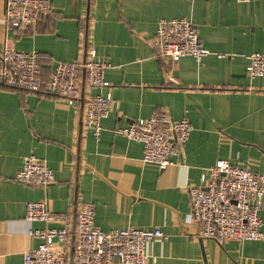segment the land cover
<instances>
[{"label":"crops","instance_id":"0c3cea01","mask_svg":"<svg viewBox=\"0 0 264 264\" xmlns=\"http://www.w3.org/2000/svg\"><path fill=\"white\" fill-rule=\"evenodd\" d=\"M51 7L36 35L19 36L6 29L0 0V53L36 52L47 80L56 62H78L94 48L111 65L104 77L113 102L95 138L81 102L0 86V264H24L38 245L29 229L59 226L24 219L25 204L38 201L67 214L72 230L82 202L94 205L101 231L160 229L168 239L146 244L155 258L148 264H264V240L201 239L188 192L219 160L264 176V78L245 71L247 56L264 52V0H51ZM175 19L194 25L207 56L172 62L154 53L158 22ZM159 112L192 126L165 169L143 163L142 145L116 133ZM30 155L52 171L51 184L15 180ZM259 217L264 232V204Z\"/></svg>","mask_w":264,"mask_h":264},{"label":"built area","instance_id":"2783aa9c","mask_svg":"<svg viewBox=\"0 0 264 264\" xmlns=\"http://www.w3.org/2000/svg\"><path fill=\"white\" fill-rule=\"evenodd\" d=\"M51 12V0H5L6 29L19 36H34L39 32L40 22ZM149 46L158 57L172 62L185 57L199 60L209 54L194 25L186 19L160 20ZM247 59V76L264 78V52L250 54ZM109 68L111 65L100 59L94 48H88L78 62H56L49 78L44 80L36 52L6 46L0 53V86L49 93L73 107L81 102L83 125L99 138L101 122L107 118L113 102L107 90L109 82L104 77ZM191 131L189 120L176 121L164 112L116 129L117 134L142 145L143 163L155 164L159 169L172 163ZM15 180L41 188L53 182V173L39 158L30 155L24 158ZM188 192L189 221L201 239H213L220 245L229 240H264L259 217L264 204L263 175L246 166L219 160L201 175L200 185L190 186ZM93 217L94 205L80 203L72 230L67 214L51 211L43 201L27 202L26 221L59 226L28 230V236L37 240L38 245L24 254V264H69L70 240H73L72 264H148L155 262V258L146 253V244L155 239H168L158 228H119L104 232L94 226Z\"/></svg>","mask_w":264,"mask_h":264},{"label":"water","instance_id":"95a60500","mask_svg":"<svg viewBox=\"0 0 264 264\" xmlns=\"http://www.w3.org/2000/svg\"><path fill=\"white\" fill-rule=\"evenodd\" d=\"M72 253H73V240L71 242V249L69 253V264H72Z\"/></svg>","mask_w":264,"mask_h":264},{"label":"bare ground","instance_id":"6f19581e","mask_svg":"<svg viewBox=\"0 0 264 264\" xmlns=\"http://www.w3.org/2000/svg\"><path fill=\"white\" fill-rule=\"evenodd\" d=\"M187 143V142H186ZM226 161V160H225Z\"/></svg>","mask_w":264,"mask_h":264}]
</instances>
